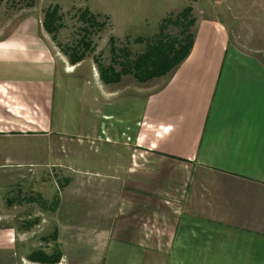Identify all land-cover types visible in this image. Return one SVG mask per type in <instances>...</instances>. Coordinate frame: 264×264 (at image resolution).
Segmentation results:
<instances>
[{"label":"crops","instance_id":"obj_1","mask_svg":"<svg viewBox=\"0 0 264 264\" xmlns=\"http://www.w3.org/2000/svg\"><path fill=\"white\" fill-rule=\"evenodd\" d=\"M50 1L0 0V203L21 193L25 172L32 192L8 204L29 205V228L58 226L67 264H264V61L233 48L237 34L210 13L195 19L188 57L144 92L74 80L84 61L69 65L43 27ZM110 25L114 36L136 26ZM4 182L16 192L2 196ZM82 232L95 235L90 246ZM25 236L0 227V264H41ZM40 241L48 252L49 236Z\"/></svg>","mask_w":264,"mask_h":264},{"label":"rangeland","instance_id":"obj_2","mask_svg":"<svg viewBox=\"0 0 264 264\" xmlns=\"http://www.w3.org/2000/svg\"><path fill=\"white\" fill-rule=\"evenodd\" d=\"M36 1L38 0H34L35 3ZM53 1L54 0L50 1V7L58 6L60 8L58 4L53 5ZM90 1L95 2L99 0H88V2ZM128 1L129 0H104V4H98L96 6L98 12L108 11L109 6L110 9L113 8L115 10L116 14L110 15V18L113 16L111 18V21L106 15H98V21L104 22L105 28L98 33H93L88 37H83V41L87 40L88 42H90L87 53L82 60L84 61L82 63L83 65L79 67V69L77 68L75 72L73 69H71L72 71L68 73L67 77H70L74 80H82L86 77V75L88 76V74H90L95 78H98L100 77V67L106 68L108 65H110V62L111 64L113 63L112 66L117 70V72H119L121 69L120 63L124 64V62L120 61L121 59L118 58V54L116 53L117 50L126 47L129 53V60H134L137 56L145 51L147 40H154L159 34L160 30L159 28L156 29L155 24L156 20L160 17V14L164 13L165 11L169 12V14H167V16L163 18V20H175L177 18L180 19V15L187 8L191 9L188 18H194L195 20L197 19V17L203 16V14L210 16V13H212V16L225 21V23L228 25V28L231 29V33L237 34V36L235 37L233 35L228 37V41L232 45V47L244 53L245 55H255L260 60L264 61V0H212L211 4L206 5H199L198 3L195 4L194 1L196 0H187L190 2L188 5L183 3L180 5L175 4L171 8L166 5L153 4L127 6L125 4L128 3ZM215 1H217V3ZM61 2L62 8H60V12L61 9L65 11L62 10V25L61 29L55 35L54 43L55 45H60L61 53L64 54V48L67 50H73V48L76 46V43L85 34L82 31V28H84V25L86 24H83L78 20V14H80L81 11L87 10V5L84 4L83 0H76L75 2H71L70 0H61ZM124 7H126V9L131 7L132 10H127V14H124L123 18L121 15V10L123 11ZM252 17L257 18V20H253ZM115 18L120 22L117 30L118 33H122L121 30H123V28L127 25V22L133 21V23L136 24V26H133L131 28V36L113 35L112 25L110 24ZM128 18H130L131 20L128 21ZM144 18H148L149 27L139 28V26H137V23H139L140 20ZM193 26L189 29L188 32L193 34L194 36ZM259 27L260 30L258 29ZM127 28L129 29L128 25ZM154 29H156V31H154ZM182 30L183 27L180 25L178 26L169 24L167 29L165 30V33L170 36H175L179 31ZM136 34L141 35V37L135 36ZM142 38L144 39L143 42L139 40ZM261 49L263 50L261 51ZM251 51L259 52L251 53ZM69 63L70 62H68V64ZM100 82L103 85H106L102 82V80ZM151 84L152 83L150 82H146V84L140 83L131 74H126L120 77L115 87L122 89L125 88L127 91L139 94L138 92H144L141 91V89L150 88ZM20 176H22L21 178L24 182L23 184H20L21 188L19 192L21 193H8L7 195H5V192H10L11 187L13 191L16 192V186L8 185L7 187L6 185L9 182H4L3 189L1 190L2 192H4L2 193V196H5L0 203L1 210L3 211V218L0 227L8 230L13 228L15 233L19 236H23L24 233L26 236H28V238H33L32 243H35V250H43V243L42 241H40V238H42L43 235H45V237L49 236L50 243L48 245L45 244V249L47 248L49 251H43L46 253H51L54 250V247L57 245L55 237L57 236L58 226L53 224L47 225L46 223H43L39 226H31L29 228L28 226L24 225L25 221L27 220V214L30 212V209L28 208L29 205L23 204L21 208H18L14 206L11 207L8 204V201L11 198L18 199L20 201L23 196L28 195V192H32V189L28 186L26 181V173L22 172ZM54 183L56 187L59 185L58 182ZM55 191L58 192L57 189H55ZM99 227L100 226H84V229H96ZM82 234L84 240H86L83 242V244H89L90 240L92 241L93 237L95 236L94 234L88 232H82ZM64 236L68 238L67 235ZM46 241L48 242L47 239ZM39 242L42 244L39 245ZM91 248H88V251L86 252H91ZM72 264H77V262Z\"/></svg>","mask_w":264,"mask_h":264},{"label":"trees","instance_id":"obj_3","mask_svg":"<svg viewBox=\"0 0 264 264\" xmlns=\"http://www.w3.org/2000/svg\"><path fill=\"white\" fill-rule=\"evenodd\" d=\"M190 11L191 9L189 8L185 9L180 15V19L163 20L159 26V34L154 40H147L145 51L134 60H129V53L126 47L117 50L116 53L118 55H116L124 64L120 63L121 69L119 72L112 66L113 63L106 68L100 67V79L102 82L104 84L118 83L122 75L131 74L140 83H146L150 80L166 76L175 70L188 57L193 46L194 36L188 31L193 26L195 20L194 18H188ZM78 20L86 24L82 28L85 34L76 43L73 50L64 48V54L72 65L84 59L90 46V42L87 40L83 41V37L98 33L105 28L104 22L98 21V15H94L87 10L81 11L78 14ZM169 24L180 25L183 27V30L179 31L175 36H170L165 33ZM61 25L62 15L60 14V8L58 6L49 7L44 14L43 27L55 39V35L60 30ZM139 40L143 42L144 39ZM56 239L57 236L55 237ZM61 257L62 253L57 245L51 253L35 250L28 256L31 261L41 264H58Z\"/></svg>","mask_w":264,"mask_h":264},{"label":"built area","instance_id":"obj_4","mask_svg":"<svg viewBox=\"0 0 264 264\" xmlns=\"http://www.w3.org/2000/svg\"><path fill=\"white\" fill-rule=\"evenodd\" d=\"M58 264H66L65 260L62 258L60 259L59 263Z\"/></svg>","mask_w":264,"mask_h":264}]
</instances>
